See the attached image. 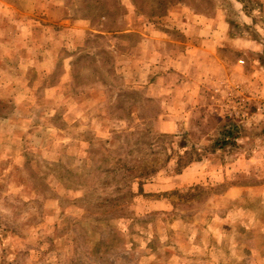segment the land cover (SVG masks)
I'll return each instance as SVG.
<instances>
[{
    "label": "rangeland",
    "instance_id": "374dc122",
    "mask_svg": "<svg viewBox=\"0 0 264 264\" xmlns=\"http://www.w3.org/2000/svg\"><path fill=\"white\" fill-rule=\"evenodd\" d=\"M0 264H264V0H0Z\"/></svg>",
    "mask_w": 264,
    "mask_h": 264
}]
</instances>
